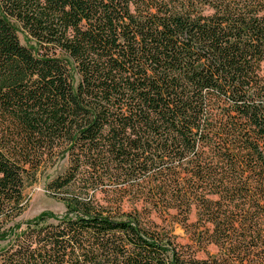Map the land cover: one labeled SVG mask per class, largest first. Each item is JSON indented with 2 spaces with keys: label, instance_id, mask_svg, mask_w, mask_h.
<instances>
[{
  "label": "trees",
  "instance_id": "1",
  "mask_svg": "<svg viewBox=\"0 0 264 264\" xmlns=\"http://www.w3.org/2000/svg\"><path fill=\"white\" fill-rule=\"evenodd\" d=\"M64 160V211L18 222ZM0 242V264H264V0H0Z\"/></svg>",
  "mask_w": 264,
  "mask_h": 264
},
{
  "label": "rangeland",
  "instance_id": "2",
  "mask_svg": "<svg viewBox=\"0 0 264 264\" xmlns=\"http://www.w3.org/2000/svg\"><path fill=\"white\" fill-rule=\"evenodd\" d=\"M204 12L207 14L212 11L209 8H206ZM18 36L20 38L22 45H25L24 37L22 36V34ZM68 165L69 164L66 160L61 161L59 163H55L52 167H50L48 170L44 172L43 176L36 179L35 183L27 186L24 189L23 195L25 198L26 205L22 214L17 218L18 222L22 223L27 220L33 219L37 217L40 213L45 211L51 212L56 215H59L64 211V204L58 199H56V197L53 195V192L47 187V184L53 181V179L56 178L57 176L64 175V173L68 169L67 168ZM83 167L85 166L82 165L81 167H79L78 177H80L81 175L79 173V170L83 169ZM145 204L147 206V202H145ZM143 205L144 203L141 200L140 201L134 200L133 194L132 196H128L123 200V208L125 210H130L132 209L133 206L137 207L138 209H141ZM152 218L157 224L167 225L170 228H172L173 233L177 235V241L180 242L182 245L192 243L189 238V234L187 232L185 233L184 229L177 222L170 221L171 216L169 217L167 216V214H163L161 216L159 215V213H155V211H152ZM194 220H195L194 211H192L189 216V221L193 222ZM4 246L5 243L0 242V248ZM207 250L209 253L215 252L213 246H209ZM196 256L198 258H204L205 254L202 251H200L196 253Z\"/></svg>",
  "mask_w": 264,
  "mask_h": 264
}]
</instances>
